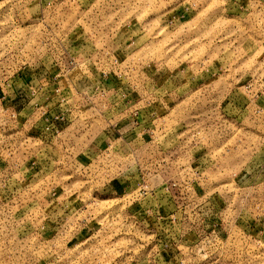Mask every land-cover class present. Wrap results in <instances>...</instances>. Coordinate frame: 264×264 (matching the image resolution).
Wrapping results in <instances>:
<instances>
[{
    "label": "rangeland",
    "instance_id": "374dc122",
    "mask_svg": "<svg viewBox=\"0 0 264 264\" xmlns=\"http://www.w3.org/2000/svg\"><path fill=\"white\" fill-rule=\"evenodd\" d=\"M256 3L0 0V264H264ZM18 86L32 107L69 109L33 133ZM112 125L135 147L76 171ZM118 178L128 194L104 193Z\"/></svg>",
    "mask_w": 264,
    "mask_h": 264
},
{
    "label": "crops",
    "instance_id": "0c3cea01",
    "mask_svg": "<svg viewBox=\"0 0 264 264\" xmlns=\"http://www.w3.org/2000/svg\"><path fill=\"white\" fill-rule=\"evenodd\" d=\"M254 1H257L256 5L258 6L260 0H254ZM19 88H24V87L18 86V87H15V89H13L12 87L11 93H10L11 95L8 93L9 94L8 97L9 96H11V98L14 97L16 99L15 102H18L20 105L18 106V109H21L27 112L24 122L26 125H28V127L32 129L33 133H36V129L41 130L47 124L45 119H43L44 117L42 118V116L41 117L38 116L39 113L43 115L45 113L46 114L49 113L47 114V116L52 117L57 113L64 112L65 110L69 109L68 106L65 105L64 103L58 104V107L57 106L49 107L48 104L47 105L45 104L43 106H38V108L32 107L31 101H29V99L26 96H23L22 100L18 99V96L21 91ZM0 90L5 91L4 88ZM1 91H0V94H2ZM41 109H44V110L39 111ZM66 114L68 115L69 120L72 121L71 126L73 123L77 122L79 123V126H78L79 129L76 130L75 132H71L70 134L67 132V130L63 131V133L64 134L68 133L71 139H74L76 141L77 140L81 141V138L83 139L85 137L84 132L82 131V129H80V124L83 125V122L79 121L78 114L77 112H75V110H71L67 112ZM72 116H74L75 118H73ZM112 126H114V128L112 127V129H105V130L97 132L95 135L93 134L91 137L92 141L88 145V147L85 150L79 151L80 154H78L75 157V162H74V167L76 171L81 170L83 172L86 168L92 166L94 159L99 156V153L101 151L110 150L112 152L113 150H115V152L122 153L121 152L122 150H128V149L131 150L133 147H135L136 143L134 140L139 141V138L134 137L133 139L131 132L128 131L129 127H125L124 125L120 127L118 126L116 127L115 125H112ZM59 139H61L60 144L63 145V150H66L68 139H66L65 136ZM76 148H79L77 144H76ZM70 165H72V163H70ZM124 181L125 180L120 179V178L116 180L114 179L110 183H108L105 187H103L102 190L104 191V193L119 195V197L120 195L128 194V192H126L127 186L124 183Z\"/></svg>",
    "mask_w": 264,
    "mask_h": 264
},
{
    "label": "built area",
    "instance_id": "2783aa9c",
    "mask_svg": "<svg viewBox=\"0 0 264 264\" xmlns=\"http://www.w3.org/2000/svg\"><path fill=\"white\" fill-rule=\"evenodd\" d=\"M55 118V120H53L54 122H64L65 120H66V118H65V116L64 115H58V116H56V117H54ZM47 120V119H46ZM53 122V123H54ZM47 123V125H46V129H49L50 128V126H49V124H48V122H46ZM177 186V182H173V183H169V182H166V183H163L162 185H161V187H162V189L165 191V193H170L171 192V189L173 188V187H176ZM147 189H148V184L146 183L145 185H143L142 187H140V190L141 191H143L144 193H146V191H147Z\"/></svg>",
    "mask_w": 264,
    "mask_h": 264
}]
</instances>
